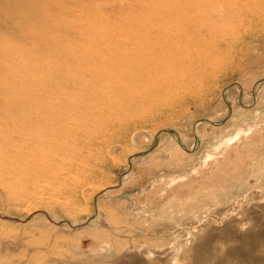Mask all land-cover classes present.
<instances>
[{
  "label": "rangeland",
  "instance_id": "374dc122",
  "mask_svg": "<svg viewBox=\"0 0 264 264\" xmlns=\"http://www.w3.org/2000/svg\"><path fill=\"white\" fill-rule=\"evenodd\" d=\"M0 264H264V0H0Z\"/></svg>",
  "mask_w": 264,
  "mask_h": 264
},
{
  "label": "bare ground",
  "instance_id": "6f19581e",
  "mask_svg": "<svg viewBox=\"0 0 264 264\" xmlns=\"http://www.w3.org/2000/svg\"><path fill=\"white\" fill-rule=\"evenodd\" d=\"M138 72H139V73H137V74H141V75H144V76H145V74H143L141 70H139ZM139 79H144V78H143V76H139V78L136 79V80H139ZM125 86H127V89L131 90V92H133V91H134L133 89H135V84H133V83H131V82L127 83ZM80 106H83V105H80ZM80 106H79V107H80ZM74 138H75V137H73V139H74ZM69 165H70V164H69Z\"/></svg>",
  "mask_w": 264,
  "mask_h": 264
}]
</instances>
